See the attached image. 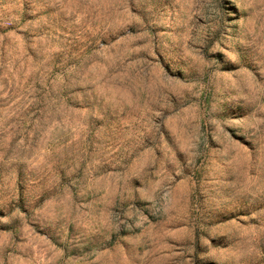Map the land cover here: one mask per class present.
Masks as SVG:
<instances>
[{
    "label": "rangeland",
    "instance_id": "374dc122",
    "mask_svg": "<svg viewBox=\"0 0 264 264\" xmlns=\"http://www.w3.org/2000/svg\"><path fill=\"white\" fill-rule=\"evenodd\" d=\"M0 264H264V0H0Z\"/></svg>",
    "mask_w": 264,
    "mask_h": 264
}]
</instances>
